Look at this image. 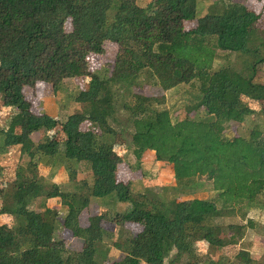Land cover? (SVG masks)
Segmentation results:
<instances>
[{"label":"trees","instance_id":"1","mask_svg":"<svg viewBox=\"0 0 264 264\" xmlns=\"http://www.w3.org/2000/svg\"><path fill=\"white\" fill-rule=\"evenodd\" d=\"M181 1L149 0L141 6L137 0H0V96L12 110L10 130L0 128V133L4 147L18 146L20 155L29 156L27 164H15L4 179L0 166V214L14 218L13 225L0 223V264H75L63 253L66 241L55 235L57 211L46 204L52 198L66 209L63 226L73 237L83 230L80 216L93 197L111 196L128 204L109 220L139 229L112 241L122 256L109 264H163L173 250L174 260L186 255V264H195L198 241L217 249L238 246L253 225L251 218L249 226L218 219L227 208L245 219L244 209L264 197V127H251L247 136L223 132L231 121L264 115V82L255 79L264 54L252 62L249 74L231 65L213 69L212 61L218 51L259 54L251 43L260 14L243 3L220 0L214 11L199 16L197 0ZM194 20L193 27L185 28ZM90 54L106 56L108 73L103 77L90 70ZM142 76L164 91L195 79L200 83L194 104L174 123L168 110L153 105L157 98L131 92L134 100L124 109L135 129L129 144L135 165L151 152L173 171L174 186L181 192L204 176L215 198L165 200L156 193L132 191L133 166L125 150H118L120 134L111 121L114 91L131 89ZM67 78L85 81L75 98L85 110L64 121L34 111L27 92L46 83L55 89ZM200 108L203 117H190ZM58 125L63 141L48 134L33 141L34 133ZM37 154L60 156L66 166L83 163L90 178L65 190L39 174ZM38 198L42 206L32 207ZM105 220L104 213L88 216L80 264L106 261L108 249L101 248ZM233 257L234 262L213 263L258 264L246 247H238Z\"/></svg>","mask_w":264,"mask_h":264},{"label":"rangeland","instance_id":"2","mask_svg":"<svg viewBox=\"0 0 264 264\" xmlns=\"http://www.w3.org/2000/svg\"><path fill=\"white\" fill-rule=\"evenodd\" d=\"M220 0H197V13L199 16L214 11L216 4ZM234 2L243 3L249 9L254 10L260 14V21L255 31L254 41L251 43V47L257 48V55L230 53L228 55L225 52L218 51V56L213 59V69H217L222 66L231 65L244 74H249L252 68V62L259 56L264 54V0H232ZM149 0H137V3L141 6H145ZM184 0L181 1L183 3ZM195 25L194 21L185 23V28H190ZM108 57V56H107ZM90 70L103 77L108 73V63L106 56L99 54H90L88 56ZM250 65V66H249ZM258 70L255 73V79L260 82H264V63L258 64ZM199 81L193 80L190 84H180L169 90H162L159 86L154 85L151 80H147L144 76L140 77L138 84L127 89L124 87H118L114 91L115 95V119L111 121L117 132L120 134V148L119 151L125 150V156L133 166V182L132 191L137 193L139 191H145L149 195L157 194L162 199L171 200L179 197V199H187L192 197L210 199L215 198L216 191L212 189V185L209 180L204 176L199 177V183L192 188L182 189V192L174 186L175 180L173 177V171L164 162L155 161L151 152H147L142 158L141 165H135L136 159L132 154L131 136L134 133V125L131 122V117L126 114L127 110L124 109L126 104L132 103L134 100L131 97V92L136 94H143L145 96H151L157 98L153 100V105L158 109H166L170 114L172 122H176L185 116L187 106L194 104L199 93ZM85 86V81L75 78H67L62 80L58 86L54 89L51 84H39L37 89H31L27 92V99L33 102V109L36 112L47 113L51 116L57 117L60 121H64L66 117L75 111H83L86 108L84 103L77 102L76 96ZM159 99V100H158ZM254 106V105H253ZM255 107V106H254ZM12 110L9 107H5L1 103L0 96V128L3 130H10L9 115ZM204 113L202 108L197 113H190V117H203ZM11 126V125H10ZM253 126L264 127V115L255 114L248 115L242 123L229 122L225 125L224 135L232 136L235 134H242L247 136L249 130ZM48 134L50 137L64 140L63 133L61 132L60 125L54 129L46 131L42 130L32 135V139L35 143L42 139V136ZM4 136L0 133V166H2V178L7 177L10 169L15 164H27L29 156L27 154L20 155V149L18 146H3ZM126 146L123 149L122 146ZM60 156L56 157H42L37 154L34 157V161L38 162L39 174L44 175L47 179H50L58 183L65 190H73L76 186V181L81 179H89V171L85 168L83 163L72 162L67 166L61 162ZM62 166V167H61ZM76 172L75 175L72 172ZM2 179V180H3ZM2 182V181H1ZM43 204V199H36L31 205L34 208L40 207ZM46 204L51 208L56 209V231L55 235L58 238H62L66 241L63 253L65 257L73 261L75 264H80L81 250L85 238L88 236L86 229L88 216L92 214L104 213L106 220L102 223L105 230L103 244L101 248L108 249V256L105 262L102 264H109L110 262L121 258L122 253L114 248L111 243L113 240L122 239L133 231L138 230L139 226L135 224L127 223L125 225H116L109 219L114 215L116 211H124L128 208L127 203H121L116 201L115 197L107 196L104 198H92L91 206L80 216V225L83 229L79 236L73 237L69 230L64 229L63 216L66 209L61 206L60 200L57 198L48 199ZM220 204V203H219ZM247 213L246 218L242 219V216L236 209H225L224 216L218 219V223L221 220L222 224L230 223H242L245 224L247 218H251L253 225L247 227L244 237L239 241L238 246H228L223 249H217L210 247L203 241H198L196 246L197 255L191 262L195 264H214L213 262L220 260L223 261H236L234 254L238 247H246L251 256L258 260V264H264V197L260 198L253 206L244 209ZM0 223H6L8 225L14 224V218L10 215L0 214ZM247 226L248 223H246ZM175 250L171 251L165 258L163 264H186L188 257L182 256L179 260H174Z\"/></svg>","mask_w":264,"mask_h":264}]
</instances>
